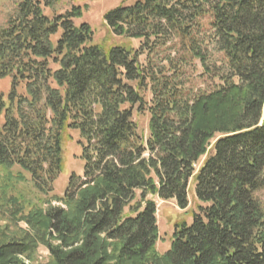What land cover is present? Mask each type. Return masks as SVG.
Returning a JSON list of instances; mask_svg holds the SVG:
<instances>
[{
  "label": "trees",
  "instance_id": "obj_1",
  "mask_svg": "<svg viewBox=\"0 0 264 264\" xmlns=\"http://www.w3.org/2000/svg\"><path fill=\"white\" fill-rule=\"evenodd\" d=\"M60 1L19 0L0 27V171L64 205L0 203L18 228L0 225V264L40 245L44 264H264V0L106 10L137 47L97 41L76 21L88 5ZM74 133L81 174L67 170ZM190 184L196 211L159 253L154 198L185 209Z\"/></svg>",
  "mask_w": 264,
  "mask_h": 264
},
{
  "label": "rangeland",
  "instance_id": "obj_2",
  "mask_svg": "<svg viewBox=\"0 0 264 264\" xmlns=\"http://www.w3.org/2000/svg\"><path fill=\"white\" fill-rule=\"evenodd\" d=\"M19 0H0V27L5 24L8 16L14 11L15 6ZM135 0H61L55 5L57 11H65L70 8L72 4L84 5L87 4L86 10L83 12V16L77 19V22L86 21L90 23L95 29V39L97 41H106V43H125L137 47L138 41H128L122 37L114 36L105 27L103 23V13L118 5V4H131ZM9 89V81L7 79L0 80V94L5 95ZM134 119L138 125V129L144 136L148 133V116L146 114H135ZM77 134L72 135L71 141L68 142L66 148L67 154V170L68 172H74L81 174V161L78 158L79 148L76 144ZM2 176L0 182V203H4L8 197H17L21 200L26 208H30L32 205H40L45 208L50 203L52 205H64L61 202L52 201L50 203L43 202V197L37 193L32 185L26 181L16 180L14 176L7 175L6 172L0 171ZM67 173H62L61 176L54 183V193L61 195L67 184ZM260 196L264 201V188L260 191ZM45 197V196H44ZM157 207V223L159 231V240L156 244V249L159 253H163L170 244L171 234L173 231V225L176 221L187 218L191 212L196 211L198 201L194 197L193 185L190 184L188 192V205L185 209L179 208L174 200H161L154 198ZM2 207V206H1ZM0 207V225H8L12 229H18L9 219L7 213H5ZM189 213V214H188ZM189 220V219H187ZM190 222V221H189ZM18 226L21 229H26L27 225L23 221L18 222ZM24 259L26 264H44L50 259V254L46 247L40 245L37 248L35 258L31 261Z\"/></svg>",
  "mask_w": 264,
  "mask_h": 264
}]
</instances>
